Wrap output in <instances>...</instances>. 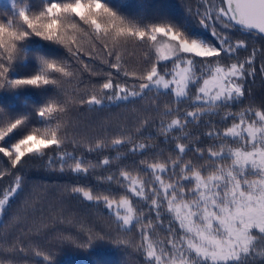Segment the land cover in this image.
Masks as SVG:
<instances>
[{"label":"snow or ice","instance_id":"6c2138e0","mask_svg":"<svg viewBox=\"0 0 264 264\" xmlns=\"http://www.w3.org/2000/svg\"><path fill=\"white\" fill-rule=\"evenodd\" d=\"M257 37L264 0L183 12L0 0V264H57L61 247L97 243L138 264H264V100L247 90L264 76ZM117 109L115 123L95 119ZM37 162L73 177L63 191L106 226L45 215L27 176Z\"/></svg>","mask_w":264,"mask_h":264},{"label":"trees","instance_id":"16d2710c","mask_svg":"<svg viewBox=\"0 0 264 264\" xmlns=\"http://www.w3.org/2000/svg\"><path fill=\"white\" fill-rule=\"evenodd\" d=\"M141 2L168 4L169 6H174L175 10L183 12L188 6L195 7L197 0H121V3L131 8L137 7ZM204 35H208V33H204ZM262 42L264 41H261L259 37L250 41V43L257 45ZM242 55H246V53H242ZM256 67L257 70L260 67L259 57L257 58ZM247 90L257 103L264 100V76H262L259 71H257L254 82L249 78ZM245 103H248V101L245 100ZM104 116H107L113 123H115L118 118H123L121 110L117 109L113 113H101L99 116H96L95 119L99 120ZM27 176L29 177L30 186H38L36 191L41 198V203L38 207L43 209L45 215H48L50 209L63 208L66 215L82 220L89 226L96 228H103L106 226L107 217L106 215H101L99 209L88 206L86 203L69 196L63 191L62 186L74 180L73 177L47 171L39 162L27 170ZM7 225L8 220L5 219L4 226H0V230H3ZM54 227L56 232L69 228L75 231V229L67 223H56ZM56 232H49L46 236H42L40 242L42 244H54ZM57 264H138V258L130 251L128 254H125L122 251H117L112 245L97 243L87 249L75 248L74 246L61 247L57 253Z\"/></svg>","mask_w":264,"mask_h":264}]
</instances>
